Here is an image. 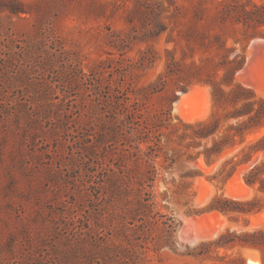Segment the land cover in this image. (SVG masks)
Listing matches in <instances>:
<instances>
[{
	"label": "rangeland",
	"instance_id": "rangeland-1",
	"mask_svg": "<svg viewBox=\"0 0 264 264\" xmlns=\"http://www.w3.org/2000/svg\"><path fill=\"white\" fill-rule=\"evenodd\" d=\"M263 5L0 0V264H59L53 249L88 226L111 239L118 220H90V200L119 165L156 177L165 216L147 228L140 264H264V176L244 180L264 163L250 149L264 120L241 134L249 116H234L264 100V26L240 22ZM238 85L255 96L232 102ZM198 124L215 132L200 138ZM216 199L252 212L209 211Z\"/></svg>",
	"mask_w": 264,
	"mask_h": 264
},
{
	"label": "trees",
	"instance_id": "trees-1",
	"mask_svg": "<svg viewBox=\"0 0 264 264\" xmlns=\"http://www.w3.org/2000/svg\"><path fill=\"white\" fill-rule=\"evenodd\" d=\"M240 22L247 28L255 30L260 26H264V5L261 8H257L254 12L245 11L240 16ZM55 64L52 62V59H47L46 61V66L48 67H53ZM76 68V65L70 63L68 74H72V71L76 74L74 71L77 70ZM241 68L242 65L238 66L235 71ZM216 92L223 95V92L219 89ZM230 95L233 100L232 102H238L242 98L250 99L255 96L254 93L243 88L241 85H238L237 89L231 92ZM255 103L260 105V109L257 111L253 109ZM255 103H246L243 110L237 111L234 115L236 117L249 116L248 121L244 122L240 128L239 132L241 134L259 126L261 121L264 120V100L260 99ZM198 127H202V130L198 134L200 138H207L215 132V129L209 130V127L205 124H198ZM250 149L254 153L264 151V137L251 146ZM220 153V145L216 144L214 149L205 151L206 160L209 163L212 154ZM251 157L248 154L249 159H245L243 163L248 162ZM147 158L148 162H151L152 154L148 153ZM149 165L151 164L149 163ZM124 167L125 165L123 167L119 165L117 170H113L107 175L103 184L99 187L102 195H98L95 199L90 198V202L93 204V208L90 209L89 214L90 220L98 222V216L102 211L111 213L112 220H118L117 225L113 229L111 239L102 241L99 238L98 230L102 228L100 224L96 225L95 228L88 226L85 235L79 243L71 246V244L63 242L59 243V247L53 249V252L56 255L58 254L60 258L59 264H68L75 258H79L81 264H140L142 253L139 250H145V244L149 237L147 228L164 219L165 216L154 212L152 191H149L153 189L156 177L152 176L143 179L133 176ZM261 176H264V163L253 167L247 173L244 180L247 185L254 186ZM261 183L264 185V180H261ZM101 196L103 197L102 200L100 199ZM237 204L239 203L216 199L209 207V211H220L223 213L229 211L252 212L251 209H235L230 207ZM251 204L252 202L242 203V205ZM167 221H171V224L168 226L169 231H174L176 229L175 221L171 218H167ZM164 224L167 225L166 222Z\"/></svg>",
	"mask_w": 264,
	"mask_h": 264
},
{
	"label": "bare ground",
	"instance_id": "bare-ground-1",
	"mask_svg": "<svg viewBox=\"0 0 264 264\" xmlns=\"http://www.w3.org/2000/svg\"><path fill=\"white\" fill-rule=\"evenodd\" d=\"M196 119H191L190 121H195ZM249 264H259L258 262H249Z\"/></svg>",
	"mask_w": 264,
	"mask_h": 264
}]
</instances>
